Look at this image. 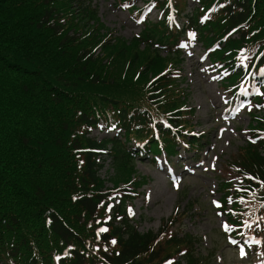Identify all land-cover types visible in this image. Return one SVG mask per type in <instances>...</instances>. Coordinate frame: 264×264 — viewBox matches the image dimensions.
Masks as SVG:
<instances>
[{"label": "trees", "instance_id": "16d2710c", "mask_svg": "<svg viewBox=\"0 0 264 264\" xmlns=\"http://www.w3.org/2000/svg\"><path fill=\"white\" fill-rule=\"evenodd\" d=\"M186 1L147 0L162 16L125 39L91 0H0V264L206 261L174 217L140 232L127 206L143 182L136 159L202 146L175 75L188 39L255 94L220 209L235 233L264 237V0H197L189 12ZM95 128L112 133L98 140Z\"/></svg>", "mask_w": 264, "mask_h": 264}, {"label": "rangeland", "instance_id": "374dc122", "mask_svg": "<svg viewBox=\"0 0 264 264\" xmlns=\"http://www.w3.org/2000/svg\"><path fill=\"white\" fill-rule=\"evenodd\" d=\"M91 1L97 7L100 22L113 35L130 39L143 30L144 19L136 16L144 0ZM186 2V12L198 6L197 0ZM145 10L149 22L160 18L161 13L153 5L149 4ZM178 21L182 23L183 19L178 18ZM180 45L182 61L175 75L180 76L177 82L185 93L186 103L193 109L188 115L193 124L191 128L202 133L203 146L195 155L178 146L179 154L171 158L161 153L156 159H136L139 181L143 182L136 190L139 195L127 203L132 210L130 215L140 232L157 231L163 221L174 217L176 222L171 229L194 237V247L205 257L203 264H264L259 253L240 249L227 239L225 218L216 211L219 182L228 177L231 170L228 162L244 143L248 111L254 107L251 104L247 107V101L239 100L224 88L222 84L226 83L230 89V83L217 76L203 53L205 45L190 40ZM165 53L161 51L162 55ZM108 134L111 133L95 128L90 136L99 140ZM114 172L107 159L100 169L107 187L112 186L109 180ZM209 252L215 254L213 257L208 254L207 259L205 254Z\"/></svg>", "mask_w": 264, "mask_h": 264}, {"label": "snow or ice", "instance_id": "6c2138e0", "mask_svg": "<svg viewBox=\"0 0 264 264\" xmlns=\"http://www.w3.org/2000/svg\"><path fill=\"white\" fill-rule=\"evenodd\" d=\"M100 231H107V229H101ZM115 243V241H113ZM167 264H171V261L167 262Z\"/></svg>", "mask_w": 264, "mask_h": 264}]
</instances>
